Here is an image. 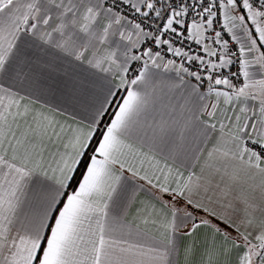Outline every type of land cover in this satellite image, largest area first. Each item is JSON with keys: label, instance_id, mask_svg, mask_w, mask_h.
<instances>
[{"label": "snow or ice", "instance_id": "obj_1", "mask_svg": "<svg viewBox=\"0 0 264 264\" xmlns=\"http://www.w3.org/2000/svg\"><path fill=\"white\" fill-rule=\"evenodd\" d=\"M0 264H264V0H0Z\"/></svg>", "mask_w": 264, "mask_h": 264}]
</instances>
